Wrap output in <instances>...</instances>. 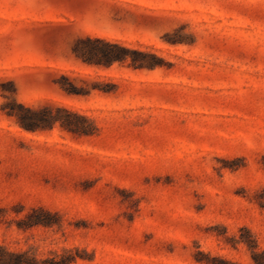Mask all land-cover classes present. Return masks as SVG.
Masks as SVG:
<instances>
[{"label": "rangeland", "instance_id": "rangeland-1", "mask_svg": "<svg viewBox=\"0 0 264 264\" xmlns=\"http://www.w3.org/2000/svg\"><path fill=\"white\" fill-rule=\"evenodd\" d=\"M0 247L264 264V0H0Z\"/></svg>", "mask_w": 264, "mask_h": 264}, {"label": "trees", "instance_id": "trees-1", "mask_svg": "<svg viewBox=\"0 0 264 264\" xmlns=\"http://www.w3.org/2000/svg\"><path fill=\"white\" fill-rule=\"evenodd\" d=\"M107 46L110 49H120L121 47L118 45L108 44ZM122 49V48H121ZM123 52L130 53L129 50H124ZM132 53V52H131ZM134 54H138V52H133ZM140 54V53H139ZM142 56V54H141ZM144 56V55H143ZM154 57V56H153ZM86 62H91V58H83ZM101 60L100 65L111 66L115 62H125L128 59L126 55H118V54H106ZM132 67L135 69H144L148 67H153L154 64L152 62H137L138 60H132ZM68 116H72L73 114L67 111ZM12 117H15L18 120V123L21 127L28 131H37L39 129H43L50 124L60 123L62 127L66 129H73V124L70 120H64L61 118H57L53 115L52 110H44V111H35L29 108H25L21 106L20 111H13L9 114ZM256 264H262L259 262V255L254 257ZM53 262V260L51 261ZM49 261L39 262L35 258L29 257L26 253H16L7 250L6 248L0 247V264H47ZM55 264H64V262H56Z\"/></svg>", "mask_w": 264, "mask_h": 264}]
</instances>
